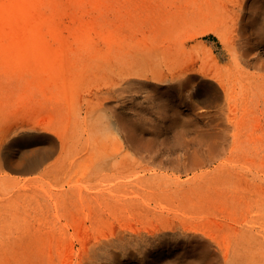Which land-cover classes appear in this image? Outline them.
Here are the masks:
<instances>
[{"label": "rangeland", "instance_id": "obj_1", "mask_svg": "<svg viewBox=\"0 0 264 264\" xmlns=\"http://www.w3.org/2000/svg\"><path fill=\"white\" fill-rule=\"evenodd\" d=\"M241 1L243 21L230 11ZM105 50L141 74L137 170L112 181L122 190L108 206L87 192L90 205L81 201V183L65 192L66 208L54 206L59 184L3 186L0 264H84L113 237L139 243L124 258L110 250L122 264H140L145 251L155 264H264V0H0L9 105L39 100L38 86H61ZM170 67L188 70L187 81L162 84ZM51 108L32 114L46 123ZM23 132L3 150H17Z\"/></svg>", "mask_w": 264, "mask_h": 264}, {"label": "bare ground", "instance_id": "obj_2", "mask_svg": "<svg viewBox=\"0 0 264 264\" xmlns=\"http://www.w3.org/2000/svg\"><path fill=\"white\" fill-rule=\"evenodd\" d=\"M242 2L237 9L233 7L230 9L241 21L247 11H244L245 4ZM113 53L112 50L101 52L100 56L91 65H86L87 68L79 75L64 78L61 86L54 84L38 86L36 91L41 96L39 100L29 99L24 103L9 105L8 102L0 99V154L2 153L5 158L4 165L0 162V189L12 185L11 181L18 178L24 182L33 180L43 182L47 186L59 184L62 188L53 193L54 206L57 208L61 205L67 207L65 192H72V188L78 187L79 183L83 184L78 190L80 199L86 203H88L86 197L82 196L85 192L94 194V197L89 198L90 202L94 199L105 206L118 198L117 193L121 192L122 183L119 180L112 181L130 167L136 171L139 163L141 74L137 67L123 61L117 54L112 56ZM187 71L170 67L167 71L159 73L157 78L167 86L182 84L187 81ZM190 77L193 78L194 75L191 74ZM199 89L203 93H208L204 84H200ZM49 95H56L51 102L47 99ZM54 100L56 104H53ZM25 105L27 107H24ZM40 106L52 107L53 114L46 123L44 120L48 116H41L42 118L36 120L37 117L32 114L33 110ZM43 129L53 132L56 138L42 132ZM21 132L24 134L22 133L12 145L17 146L18 149L4 151L3 145L12 136ZM29 175L33 177L29 178ZM136 175L133 187L137 188ZM134 238L113 237L103 242H96L97 247L93 245L84 252L86 253L84 264H104L107 261L112 264H122L115 260L110 250L121 252L124 258L128 249L132 246H135V249L138 247L139 243ZM227 242L229 241H226V246ZM154 256H149L145 251L140 256L139 263L155 264ZM253 260L256 261V258Z\"/></svg>", "mask_w": 264, "mask_h": 264}]
</instances>
